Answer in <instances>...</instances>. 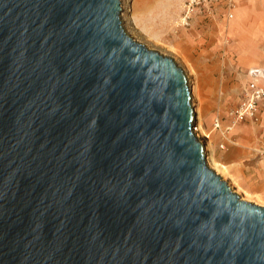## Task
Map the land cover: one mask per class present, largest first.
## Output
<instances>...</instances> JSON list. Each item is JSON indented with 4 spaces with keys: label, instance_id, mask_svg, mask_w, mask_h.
Wrapping results in <instances>:
<instances>
[{
    "label": "water",
    "instance_id": "1",
    "mask_svg": "<svg viewBox=\"0 0 264 264\" xmlns=\"http://www.w3.org/2000/svg\"><path fill=\"white\" fill-rule=\"evenodd\" d=\"M120 0H0V264H264V207L206 164L184 71Z\"/></svg>",
    "mask_w": 264,
    "mask_h": 264
},
{
    "label": "rangeland",
    "instance_id": "2",
    "mask_svg": "<svg viewBox=\"0 0 264 264\" xmlns=\"http://www.w3.org/2000/svg\"><path fill=\"white\" fill-rule=\"evenodd\" d=\"M228 1H231L232 4L229 12L232 18H228L226 14L228 12ZM120 2L122 8L121 21L127 34L134 40L146 45L149 49L172 57L184 71L189 90L194 95L191 103L196 112L195 126L197 127L198 124L201 126V129L196 131V135L204 145L208 167L212 166L216 169L218 175L243 200L264 207V201L252 194H247L242 186H238L237 179L232 176L227 165L224 164L226 160L235 161L236 159V150L234 149L237 148L236 144L238 145L240 141L238 127L243 124L235 125L233 130L231 128L226 133H224L223 128L215 129L214 124L211 125L214 115H218L217 118L219 120L221 118L223 124L227 121L225 115L228 116V112L237 106L239 92L244 83L245 71L240 64L241 60L237 51L238 44L234 38L235 31L231 29V23L235 19L236 0H200V3L194 7L186 24L183 20L181 21L185 15L184 10L187 2L185 0L181 6L179 17L173 22V28L165 31L163 35H160L157 30L144 31L133 22L131 18L132 0H120ZM221 19H225V24L227 22L228 31L202 29L204 25L201 24H216L219 27L218 24ZM195 21L201 26L195 28L193 26ZM181 33L186 42L191 40L192 35L197 37L198 47L192 53L186 49L173 48ZM199 40H204V42L199 43ZM195 51L197 54H193ZM199 56H202L200 60H198ZM204 74H207V76L204 77ZM257 123L255 122L254 125ZM254 125H251V127ZM246 140H252L251 135H247ZM222 145L224 148H221ZM229 165H232V163ZM214 169L212 170L214 171Z\"/></svg>",
    "mask_w": 264,
    "mask_h": 264
},
{
    "label": "crops",
    "instance_id": "3",
    "mask_svg": "<svg viewBox=\"0 0 264 264\" xmlns=\"http://www.w3.org/2000/svg\"><path fill=\"white\" fill-rule=\"evenodd\" d=\"M184 1L132 0L131 18L144 31L157 30L160 35H163L165 31L173 28V22L179 17ZM234 12L235 19L231 23V29L235 31L234 38L238 44V56H240L241 67L245 71L244 83L239 92V97L241 96L240 99L242 100L244 90L250 82L255 81L264 88V0H236ZM222 20L218 24L219 27L216 24H201L204 25L202 29L219 30L220 32L228 31L227 22L225 24V19L223 22ZM197 25L198 22L195 21L193 25L195 28L201 26ZM179 36L173 48L186 49L191 53L194 49H197L198 39L195 35H192L189 42L184 40L182 33ZM199 41V43L204 42V40ZM195 53L197 54L196 51L193 54ZM201 57L199 56L198 60ZM203 76L206 77L207 74ZM239 97L237 99L239 101L238 104L241 102ZM217 116L214 115L212 118V126ZM225 117L227 119L224 123L225 125L222 123L221 118L219 120L220 127L224 130L227 128H232L233 130L237 124L243 125L238 127L240 141L238 145L236 144L237 148L234 149L236 150V164L233 160H226L224 164L227 165L232 176L237 179L238 186H242L247 194H252L264 201V98L258 107L256 121L233 124L227 115ZM255 122L258 123L254 125ZM251 125L254 126L251 127ZM247 135H251L252 140H246ZM230 163L232 165H229ZM224 168L226 169L225 166Z\"/></svg>",
    "mask_w": 264,
    "mask_h": 264
},
{
    "label": "built area",
    "instance_id": "4",
    "mask_svg": "<svg viewBox=\"0 0 264 264\" xmlns=\"http://www.w3.org/2000/svg\"><path fill=\"white\" fill-rule=\"evenodd\" d=\"M200 3V0H187L185 5V15L183 17V22L186 24L187 20L189 19L190 14L193 12L194 7ZM227 17L232 18L230 9L232 8L231 1L227 3ZM264 98V88H262L257 82L252 81L250 82L246 89L244 90V97L241 102L233 108L231 111L228 112V117L231 119L233 124L245 121H256L257 120V110L258 107ZM196 126L194 127V132L196 130ZM214 128H220V122L217 118L214 122ZM231 128H227L224 130L228 132ZM221 148H224L222 145Z\"/></svg>",
    "mask_w": 264,
    "mask_h": 264
},
{
    "label": "bare ground",
    "instance_id": "5",
    "mask_svg": "<svg viewBox=\"0 0 264 264\" xmlns=\"http://www.w3.org/2000/svg\"><path fill=\"white\" fill-rule=\"evenodd\" d=\"M183 19H181V21H182ZM190 96H191V100H192V98H193V93L192 92H190ZM192 105V104H191ZM193 112H194V115H195V109L193 108ZM196 118V117H195ZM199 129H201V126H200V124H198V126H197V128H196V130H199ZM195 134H196V131H195ZM196 136H198V135H196ZM210 166V165H209ZM210 168H212V169H214L212 166H210ZM214 171H215V173L216 174H219L218 173V171L216 170V169H214ZM245 201V200H244ZM259 206V205H258Z\"/></svg>",
    "mask_w": 264,
    "mask_h": 264
}]
</instances>
